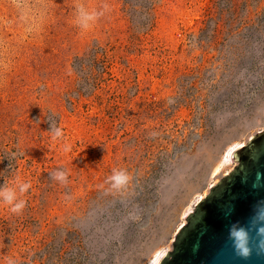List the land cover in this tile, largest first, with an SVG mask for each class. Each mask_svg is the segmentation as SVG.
Returning <instances> with one entry per match:
<instances>
[{
	"label": "rangeland",
	"instance_id": "1",
	"mask_svg": "<svg viewBox=\"0 0 264 264\" xmlns=\"http://www.w3.org/2000/svg\"><path fill=\"white\" fill-rule=\"evenodd\" d=\"M261 132L264 0H0V264H156Z\"/></svg>",
	"mask_w": 264,
	"mask_h": 264
},
{
	"label": "water",
	"instance_id": "2",
	"mask_svg": "<svg viewBox=\"0 0 264 264\" xmlns=\"http://www.w3.org/2000/svg\"><path fill=\"white\" fill-rule=\"evenodd\" d=\"M230 158L238 164L193 204L171 249L156 264H264V254H257L260 237L250 227L256 211L264 208V132L237 147ZM233 223L249 229L252 254L246 260L235 255L228 238Z\"/></svg>",
	"mask_w": 264,
	"mask_h": 264
},
{
	"label": "clouds",
	"instance_id": "3",
	"mask_svg": "<svg viewBox=\"0 0 264 264\" xmlns=\"http://www.w3.org/2000/svg\"><path fill=\"white\" fill-rule=\"evenodd\" d=\"M104 10H107V5L104 6ZM78 16L75 23L81 28L82 31L89 30L97 21V19L103 15V12H97L96 10L88 11L82 4L77 5ZM155 135V134H153ZM63 131L59 127L53 129L51 134V140L53 143L59 142L63 139ZM70 150V145L66 142L62 144V151L67 153ZM68 173L67 171H56L51 174V178L58 181L61 185H66ZM131 177L123 170H113L111 176L108 177V183L112 190L120 191L125 189ZM31 187L30 183H26L19 175H16L10 184H4L0 186V206H7L8 210L12 213L19 214L25 207V201L19 199L23 196ZM257 225H261L257 227ZM250 227L255 228L256 234L260 237L257 244V254H264V208H260L253 216ZM228 238L232 242L234 253L241 259H248L252 254V249L249 247L250 236L249 229L238 223H233L228 229ZM6 264H15V261L8 258Z\"/></svg>",
	"mask_w": 264,
	"mask_h": 264
}]
</instances>
